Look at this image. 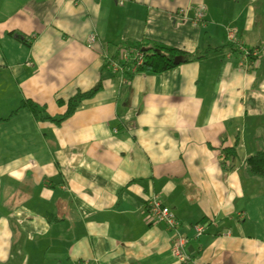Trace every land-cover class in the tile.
<instances>
[{"label": "crops", "instance_id": "1", "mask_svg": "<svg viewBox=\"0 0 264 264\" xmlns=\"http://www.w3.org/2000/svg\"><path fill=\"white\" fill-rule=\"evenodd\" d=\"M227 27L262 47L256 67L239 65ZM152 44L194 57L112 68ZM95 86L59 122L21 106L58 117ZM257 150L264 0H0V264H178L152 193L193 264H264V178L244 167Z\"/></svg>", "mask_w": 264, "mask_h": 264}, {"label": "built area", "instance_id": "2", "mask_svg": "<svg viewBox=\"0 0 264 264\" xmlns=\"http://www.w3.org/2000/svg\"><path fill=\"white\" fill-rule=\"evenodd\" d=\"M204 4H201L200 10L195 16V22H199L203 18ZM226 39L227 42L235 46L239 52L240 60L239 65L244 69H251L257 66L262 47L260 46H246L243 41L238 37V30L235 27L226 28ZM88 44L95 42V35L89 34L87 37ZM123 61L111 60L110 63L112 68L119 72H133L138 69L143 63L144 53L142 50L130 47L125 48L122 53ZM147 210L151 214L152 218L161 222L170 231V244L171 252L178 264H193L191 254L188 250L189 237L183 234L179 227L180 222L177 219L174 212L167 206L164 205L159 198L158 194L152 193L147 199ZM208 223L196 222L191 224V228L194 230L195 236H200L206 229Z\"/></svg>", "mask_w": 264, "mask_h": 264}, {"label": "trees", "instance_id": "3", "mask_svg": "<svg viewBox=\"0 0 264 264\" xmlns=\"http://www.w3.org/2000/svg\"><path fill=\"white\" fill-rule=\"evenodd\" d=\"M136 48L142 50L144 53V60L141 66L138 67V71H144L149 73L160 72L166 70L180 62L188 61L194 57L192 54H187L181 50L173 47L161 46L158 44H152L147 47L135 46ZM180 55L181 59L178 63H174V57ZM97 86L87 90V91H77L66 101L67 108L65 112L58 117H51L47 114H43V109L40 106L31 101L23 100L21 106L27 107L35 116L40 118H50L54 121L59 122L68 116L75 108L79 105L83 98L90 97L97 90ZM61 102V100H59ZM225 156L233 155L232 151L229 149H224ZM244 167L247 172L251 175H256L264 178V150H257L253 154L246 157L244 161Z\"/></svg>", "mask_w": 264, "mask_h": 264}, {"label": "water", "instance_id": "4", "mask_svg": "<svg viewBox=\"0 0 264 264\" xmlns=\"http://www.w3.org/2000/svg\"><path fill=\"white\" fill-rule=\"evenodd\" d=\"M180 59H181V56L177 55V56L174 57L173 61H174V63H178L180 61ZM188 249L190 250V247H188Z\"/></svg>", "mask_w": 264, "mask_h": 264}]
</instances>
